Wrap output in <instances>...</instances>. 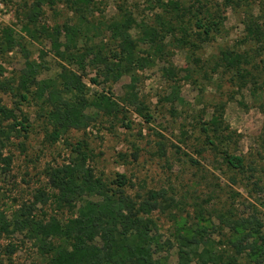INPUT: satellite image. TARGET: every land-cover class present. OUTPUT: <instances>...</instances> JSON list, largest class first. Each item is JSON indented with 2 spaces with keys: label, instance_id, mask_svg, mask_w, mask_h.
Here are the masks:
<instances>
[{
  "label": "rangeland",
  "instance_id": "obj_1",
  "mask_svg": "<svg viewBox=\"0 0 264 264\" xmlns=\"http://www.w3.org/2000/svg\"><path fill=\"white\" fill-rule=\"evenodd\" d=\"M0 1L5 6L0 36L11 27L25 47L15 42L14 49L0 54V81L12 87L0 88V101L19 117L28 116L30 123L26 137L14 131L2 149L11 161L0 178V213L12 226L10 233L0 234V264H49L27 231L12 230L13 214L31 205L37 219L55 216L65 222L76 215L75 209L58 204L48 170L74 158L80 142L85 143L87 165L108 188H123L136 200L151 190L165 195L167 200L152 213L165 244L157 257L177 264L180 235L192 236L204 226L224 263L254 264L249 250L238 253L233 242L239 235L221 220L250 219L264 236V0H92L83 25L87 36L80 37L76 50L84 55L92 46L104 57L112 56L116 43L109 25L131 16L138 54L153 62L137 71L138 81L130 89V75L108 80L93 54H85V68H72L83 76L87 98L105 94L118 102V111L88 109L87 128L52 136L48 108L34 96L24 101L17 87L27 54L38 61L43 56L40 79L57 77L61 61L45 35L22 39L37 0ZM44 1L42 27L78 25L67 0ZM142 26L154 27L158 36L144 43ZM129 91L143 108L124 101ZM226 151L243 157V168L230 166ZM119 175L126 180L121 188ZM42 191L48 196L45 203L36 200Z\"/></svg>",
  "mask_w": 264,
  "mask_h": 264
},
{
  "label": "trees",
  "instance_id": "obj_2",
  "mask_svg": "<svg viewBox=\"0 0 264 264\" xmlns=\"http://www.w3.org/2000/svg\"><path fill=\"white\" fill-rule=\"evenodd\" d=\"M73 14L79 18L78 25L52 28L42 27L41 15L44 0L32 3L24 24L25 35L22 39H39L45 35L51 43L52 51L61 61V72L55 78L40 79L45 67L43 56L40 61L26 55L24 67L21 69L18 81V91H22L24 101L34 96L47 107L48 122L52 127L51 136L58 135L70 129H85L88 127L87 110L112 114L118 111L119 104L105 94H100L94 100H89L82 83L83 76L73 70L76 65L85 68L87 55L97 59L108 80L117 81L125 74L131 76L128 88H135L137 71L151 64L152 58L141 57L138 54L137 41L132 35L136 20L129 16L112 22L109 25L111 38L116 43L112 56H103L89 46L83 55L78 48L80 37L87 34L83 25L88 23L92 0H67ZM200 28L203 24L199 23ZM144 43H150L159 32L154 27L142 26ZM0 36V54L14 49L15 45L25 48L15 36L11 27L3 28ZM206 28L204 33L208 34ZM65 35H64V34ZM66 41H62V36ZM155 41V40H154ZM17 42L16 44H14ZM89 52V53H88ZM174 74L173 71L167 70ZM100 73V75H101ZM174 76V75H172ZM95 81V79H93ZM4 91L12 90L7 83L0 81ZM127 104L142 106L137 94L129 91L124 98ZM20 110L21 108H17ZM142 113V109H138ZM146 116V115H145ZM150 119V116H147ZM12 121L9 125L4 122ZM29 117L19 115L15 109L7 108L0 101V178L9 170L11 157H4L2 149L11 140L14 131L29 133ZM76 156L69 162L52 167L48 170L50 187L57 191L56 199L59 205L76 210V215L63 222L53 216L49 219H37L33 215V207H22L13 214V229L28 232L30 238L36 241L38 250L49 258V264H171L157 253L164 250L162 235L157 221L152 213L160 209L161 202L167 200L159 191H149L146 198L136 200L128 195L121 186L126 182L124 175H119L117 184L121 189L108 188L104 181L97 177L92 167L87 165L88 154L85 143L80 142L73 150ZM225 160L234 168H243L244 159L241 156L225 152ZM37 201H48L44 191L37 196ZM98 197V199H93ZM12 220L5 213H0V234L10 233ZM222 223L229 226L237 240L233 242L238 253H247L254 264H264V236L259 223L251 226L250 219L229 220L223 218ZM207 227L200 226L192 236L180 235V249L177 264H226L223 256L217 253L211 239L204 234ZM254 238L258 239L255 241ZM245 246V247H243ZM234 262V260H233Z\"/></svg>",
  "mask_w": 264,
  "mask_h": 264
},
{
  "label": "built area",
  "instance_id": "obj_3",
  "mask_svg": "<svg viewBox=\"0 0 264 264\" xmlns=\"http://www.w3.org/2000/svg\"><path fill=\"white\" fill-rule=\"evenodd\" d=\"M5 9V6L2 1H0V16H1V11Z\"/></svg>",
  "mask_w": 264,
  "mask_h": 264
}]
</instances>
